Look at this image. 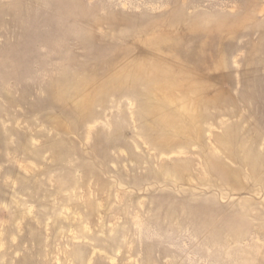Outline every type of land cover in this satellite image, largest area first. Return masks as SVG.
I'll return each instance as SVG.
<instances>
[{
	"label": "rangeland",
	"instance_id": "obj_1",
	"mask_svg": "<svg viewBox=\"0 0 264 264\" xmlns=\"http://www.w3.org/2000/svg\"><path fill=\"white\" fill-rule=\"evenodd\" d=\"M0 264H264V0H0Z\"/></svg>",
	"mask_w": 264,
	"mask_h": 264
}]
</instances>
